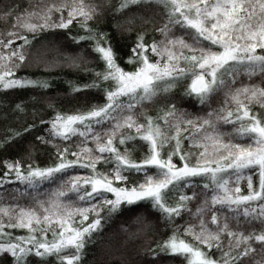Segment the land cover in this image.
Listing matches in <instances>:
<instances>
[{
	"label": "trees",
	"instance_id": "trees-1",
	"mask_svg": "<svg viewBox=\"0 0 264 264\" xmlns=\"http://www.w3.org/2000/svg\"><path fill=\"white\" fill-rule=\"evenodd\" d=\"M239 1L250 20L264 24V0ZM186 24L169 0H0V72L18 82L0 84V264H190L193 255L202 264H264V181L262 198L249 204L218 201L225 179L235 186V169L221 171L217 181L210 174L174 179L158 196L135 202L114 204L112 194L92 185L109 176L118 189L131 191L166 180L165 166L154 159L189 165L202 154L203 143L195 140L204 133L219 154L216 164L229 165L228 151L255 146V135L241 120L217 121L210 114L224 101L227 85L264 91V69L235 62L218 73L204 98L192 92L185 64L150 91L117 99L106 119L86 122L68 137L54 130L59 120L86 119L107 107L120 88L115 71L135 74L155 63L152 45H210ZM127 119L137 130L113 136L109 151H100L97 139ZM186 122L206 128L189 129ZM151 127L157 133L144 137ZM257 170L244 171L255 188ZM247 182L242 179L244 192ZM52 203L71 215L91 210L79 227L90 229L77 246L54 248L63 227L44 220ZM24 213L43 219L23 226ZM204 228L216 235L211 249L188 234ZM178 244L188 251L175 250Z\"/></svg>",
	"mask_w": 264,
	"mask_h": 264
},
{
	"label": "rangeland",
	"instance_id": "rangeland-1",
	"mask_svg": "<svg viewBox=\"0 0 264 264\" xmlns=\"http://www.w3.org/2000/svg\"><path fill=\"white\" fill-rule=\"evenodd\" d=\"M138 2L140 0H129ZM175 5V12L181 14V18L189 27L195 29L196 33L209 41L210 45H203L200 50L189 46L182 41H173L162 43V45H152L151 53L156 57L155 63L152 65L146 64L139 72L135 74H123L116 70L120 88L116 94L111 96L110 103L95 115L86 118H67L59 120L54 127L56 135L60 137H68L77 133L87 123L97 122L99 118L106 119L113 112L117 99H120L130 92L143 88L144 91H150L151 86L169 74L180 73L183 71L185 64L190 66L191 82L193 83L199 78H203L205 83L202 87L201 94L207 98L212 90V87L217 82L218 73L229 65L243 63L247 65V69L254 72H260L264 69V24L250 20L248 14L242 9L239 0H169ZM254 23L256 24L254 26ZM213 45V46H212ZM210 47V48H209ZM185 56V57H184ZM187 56V57H186ZM13 74L9 71L0 72V84L4 87H11L18 84L12 79ZM153 80V83L147 85V80ZM228 85L224 88V101L210 114L215 120H233L244 122V130L255 135V146L241 149L238 151H228L232 154V161L228 164L218 163L217 156L214 150V143L211 141V135L204 133L200 140H195V143L202 142V151L200 156L193 162L188 161L182 167L176 168L171 162L160 163L158 159H154V164L165 166L167 170L166 180L150 181L139 190L126 191L118 189L112 184V178L107 176L105 180L96 178L93 180L94 191H106L113 195V202H135L137 200L156 197L160 192L166 190L170 185L168 182L174 179L193 177L197 175H208L217 181L218 174L221 171L236 170L239 175H236V184L231 185V178L225 179L219 186L218 201H225L230 204H249L258 201L263 196V181H264V91L251 89L247 87L230 89ZM118 107V105L116 106ZM240 111V112H238ZM133 119H127L126 122L114 126V130L107 131L101 138L97 139L98 149L102 152L109 151L113 136L118 135L126 129H135L132 124ZM81 125V126H80ZM91 125V124H87ZM176 125H180L177 122ZM80 126V128H79ZM206 125H193L185 123V127L189 129L206 128ZM137 130V129H135ZM156 130L149 129L144 134V137H154ZM161 136V131L158 133ZM200 135V137H201ZM105 137V139H103ZM163 141V140H162ZM176 144L180 145V141L176 140ZM257 168L260 173V184L258 188L253 185V176L244 172L249 168ZM33 175L29 176L32 177ZM209 177V178H210ZM121 181L120 177H115L114 180ZM242 179L247 180V190L244 192L241 183ZM52 208H49L44 220L49 222V218H53L50 222H58L63 227L62 238L56 249H67L72 246H77L82 237L90 229V226L79 228L80 224L87 221L90 209L83 210L70 214L71 211L60 207L59 204L52 203ZM43 219L36 213H28L20 215V223L23 226H31L34 222ZM192 240L202 242L208 248H213L215 245V234L207 229L199 230V232H189ZM8 249V247H1ZM177 251L187 252L186 245H174ZM15 248L11 249L14 251ZM204 261L199 256L193 255L192 263L202 264Z\"/></svg>",
	"mask_w": 264,
	"mask_h": 264
},
{
	"label": "water",
	"instance_id": "water-1",
	"mask_svg": "<svg viewBox=\"0 0 264 264\" xmlns=\"http://www.w3.org/2000/svg\"><path fill=\"white\" fill-rule=\"evenodd\" d=\"M146 83L147 85H150L153 83V80L148 79ZM204 83L205 80L203 78H199L198 80H196L191 87L192 92L196 95H199L202 92V87Z\"/></svg>",
	"mask_w": 264,
	"mask_h": 264
},
{
	"label": "bare ground",
	"instance_id": "bare-ground-1",
	"mask_svg": "<svg viewBox=\"0 0 264 264\" xmlns=\"http://www.w3.org/2000/svg\"><path fill=\"white\" fill-rule=\"evenodd\" d=\"M201 94V93H200Z\"/></svg>",
	"mask_w": 264,
	"mask_h": 264
}]
</instances>
